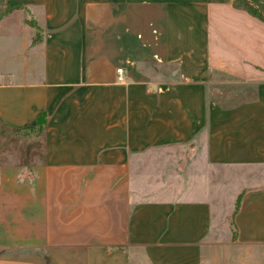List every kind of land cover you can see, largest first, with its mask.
<instances>
[{"label": "crops", "instance_id": "obj_1", "mask_svg": "<svg viewBox=\"0 0 264 264\" xmlns=\"http://www.w3.org/2000/svg\"><path fill=\"white\" fill-rule=\"evenodd\" d=\"M2 2L21 6L0 18V264H264V181L214 171L264 166V20L235 0ZM42 113L41 135L9 133Z\"/></svg>", "mask_w": 264, "mask_h": 264}, {"label": "trees", "instance_id": "obj_2", "mask_svg": "<svg viewBox=\"0 0 264 264\" xmlns=\"http://www.w3.org/2000/svg\"><path fill=\"white\" fill-rule=\"evenodd\" d=\"M20 6L21 5L19 4L6 5L2 2V0H0V18L4 14L16 8H19ZM235 6L238 8L244 9L250 12L251 14H253L254 16H257L258 18L264 20V5L261 3V0H235ZM45 123H46V116L42 113V114H39L36 125L24 127V128L11 129L9 130L11 131L9 133L29 135V136H39L43 132ZM0 130L1 132L4 133L8 131V128L0 126ZM242 195H243L242 193L239 194L236 200V203H235L234 211L232 214L233 226H234V216L240 207V201H241ZM234 234H235V230H234Z\"/></svg>", "mask_w": 264, "mask_h": 264}, {"label": "rangeland", "instance_id": "obj_3", "mask_svg": "<svg viewBox=\"0 0 264 264\" xmlns=\"http://www.w3.org/2000/svg\"><path fill=\"white\" fill-rule=\"evenodd\" d=\"M261 3L264 5V0H261ZM236 100H237V98L228 99L226 101L231 103V102H235ZM153 155H155V157L161 158L162 160L165 159L166 161L172 158V155L169 153H166L164 155L157 153V154H153ZM167 156L169 157V159H166ZM214 171H215V174L216 173H219V174L229 173L230 175H234L236 177L239 176L241 179L246 177L247 183H249V185L259 184V183H262L264 181V166L246 167V168H230V169L229 168H223V167H214ZM224 181L225 182L224 183L222 182V184H221L222 186H224V184L227 182V185H229V187H231L233 185L232 181H235V180L233 178H230V179L228 178L227 180L225 179ZM222 221L225 222V216H222ZM227 223L229 224L230 230L232 232V239H234L235 234H234L232 215H230L228 217ZM220 235L221 236L225 235V230L219 232L218 236H220Z\"/></svg>", "mask_w": 264, "mask_h": 264}, {"label": "built area", "instance_id": "obj_4", "mask_svg": "<svg viewBox=\"0 0 264 264\" xmlns=\"http://www.w3.org/2000/svg\"><path fill=\"white\" fill-rule=\"evenodd\" d=\"M118 72V79L119 81H124L125 77H124V68L120 67L117 69Z\"/></svg>", "mask_w": 264, "mask_h": 264}]
</instances>
